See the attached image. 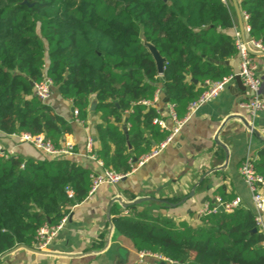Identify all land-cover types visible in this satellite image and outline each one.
Instances as JSON below:
<instances>
[{
	"label": "trees",
	"instance_id": "16d2710c",
	"mask_svg": "<svg viewBox=\"0 0 264 264\" xmlns=\"http://www.w3.org/2000/svg\"><path fill=\"white\" fill-rule=\"evenodd\" d=\"M24 1L0 0V131L45 134L59 146L69 124L31 84L47 74L83 121L96 98L102 122L95 153L104 169L128 174L170 135L154 122L157 107L143 103L158 89L183 119L208 81L234 73L237 24L224 0ZM239 2L249 37L264 46V0ZM142 34L166 58L163 74ZM255 168L264 178V147ZM93 173L74 158L0 156V256L19 244L35 246L42 226L57 225L88 197ZM129 209L114 224L138 251L182 264H264L254 210H219L194 225Z\"/></svg>",
	"mask_w": 264,
	"mask_h": 264
},
{
	"label": "crops",
	"instance_id": "0c3cea01",
	"mask_svg": "<svg viewBox=\"0 0 264 264\" xmlns=\"http://www.w3.org/2000/svg\"><path fill=\"white\" fill-rule=\"evenodd\" d=\"M224 1L232 5L231 0ZM235 22V31L241 32L236 14ZM244 24L247 29L246 20ZM246 35L249 38L248 31ZM252 57L263 83L261 96L264 97V54H252ZM240 60L239 53L231 60L234 72L238 71ZM251 98L252 92L235 77L218 97L200 106L187 119L158 155L134 165L119 183L101 184L82 203L75 205L62 229L43 249L44 253L20 248L0 264H157L152 257H145L141 262L140 251L114 224L118 214L130 212L124 204L140 199L143 200L135 205L140 211L149 210L176 222L187 220L194 225L200 223L201 209L215 206L222 196L240 197V207L257 214L253 194L240 172L242 162L250 156L256 159L258 150L264 147V109L253 115L243 106ZM93 100L96 98H92L91 104ZM47 103L53 107L54 116L69 124L59 146L70 142L77 153L87 155V139L91 136L95 149L100 147V113L89 109L85 121L77 118L73 101L64 98L55 86ZM169 103L161 92L153 106L165 114ZM163 117L167 128L161 129L170 131L174 122ZM0 147L25 160L46 158L33 145L21 142L17 134L0 131ZM67 158H74L95 172L103 168L88 156ZM262 218L264 222V212Z\"/></svg>",
	"mask_w": 264,
	"mask_h": 264
},
{
	"label": "built area",
	"instance_id": "2783aa9c",
	"mask_svg": "<svg viewBox=\"0 0 264 264\" xmlns=\"http://www.w3.org/2000/svg\"><path fill=\"white\" fill-rule=\"evenodd\" d=\"M248 14L243 12L244 20H248ZM249 25L247 26L246 31L249 32ZM236 42L239 49L240 55V65L238 71H235L228 77H225L222 80L207 82L206 90L194 101H192L187 109V114L183 119L178 118L175 105L169 103L168 111L165 114L161 113V117H158L154 120L155 123L159 124L162 128H167L166 120L164 115L169 117L174 122V126L170 129V135L163 141L153 152L148 155L141 157L138 164H143L149 158L158 155L167 145L174 139V137L180 132L184 123L187 119L203 104L215 99L218 95L226 88L227 84L234 79L237 75H240L243 81V84L252 92V98L243 104L244 107L248 108L253 115H256L259 111L264 109V97L261 96L262 90V80L256 73V65L253 61L252 54L249 52L248 47L255 52L264 51V46L260 40L254 38H247V42L244 43L242 34L239 30L235 31ZM54 82L50 76L47 74L44 75V78L34 85V94L43 102H47L51 97L52 88ZM161 89H158L152 100H144L143 103L146 105H153L159 101ZM74 114L78 118L79 111L77 108H74ZM21 142L29 143L35 148L40 150L48 158H67L75 156H88L96 160L100 166H103V163L96 156V149L94 145L93 137L89 136L87 139V150L88 154L77 153L73 143H66L62 146H56L52 140H50L47 135L39 134L33 135L29 132H22L17 134ZM0 156L1 157H10L11 152L5 150L3 147H0ZM256 159L252 156L247 157L241 164L240 172L242 173L245 181L250 187V190L253 194L255 209L257 212L256 221L260 230L264 231V222L262 218V213L264 212V178L259 175L255 168ZM127 174H120L113 170L102 168L100 172H95L92 174V186L90 194L94 193L96 189L103 183L117 184L119 183ZM68 194L70 197L73 196V191L68 189ZM241 198L236 197L230 201H224L221 197L218 198V203L211 207L205 206L201 209L200 214L205 215L209 213H216L219 210H224L227 212H233L238 207L241 206ZM67 220V216L63 218L57 225H44L42 226L36 236L35 247L38 249H45L48 244L54 239L57 233L62 229L63 225ZM145 257H152L157 261H166L169 264L174 263L163 256L153 254L146 251H140V260L143 262Z\"/></svg>",
	"mask_w": 264,
	"mask_h": 264
},
{
	"label": "water",
	"instance_id": "95a60500",
	"mask_svg": "<svg viewBox=\"0 0 264 264\" xmlns=\"http://www.w3.org/2000/svg\"><path fill=\"white\" fill-rule=\"evenodd\" d=\"M231 1H232V5L234 7V11H235L236 17L238 19V24H239V27H240V30H241L243 41H244V43H246L247 42L246 28H245V24H244L243 11L241 9L240 2H239V0H231ZM24 2H27V1L25 0ZM142 42L148 48L150 53L153 55V58H154V60H155V62L157 64V68H158L159 73L163 74L166 58L161 55V53L158 51L156 46L152 42L148 41L143 34H142ZM248 50H249V52L251 54H254V55H263L264 54V51L255 52V51H252L249 47H248ZM236 79H237L239 84H241V85L243 84V81H242V78H241L240 75H237ZM193 81L195 83H197L196 79H193ZM31 84L33 86L35 85V83L32 82V81H31ZM96 107H97V100H93L90 109L92 111H95ZM142 200L143 199L131 201V202H128V203L124 204V206L126 208H129V207L135 206L136 204L140 203ZM257 230H258L257 228H254L253 232H257ZM20 248H27V249H30V250H33V251H36V252H40V253H44L45 252L44 250L38 249L36 247L27 246L25 244H19V245L15 246L14 248H12L11 250H9V251L5 252L4 254H2L0 256V261L3 258H5L7 255L15 252L16 250H18ZM160 264H169V263H167L166 261H160ZM172 264H182V262H174Z\"/></svg>",
	"mask_w": 264,
	"mask_h": 264
}]
</instances>
